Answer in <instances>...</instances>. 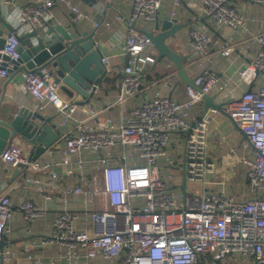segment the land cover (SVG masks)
I'll use <instances>...</instances> for the list:
<instances>
[{"label":"built area","instance_id":"2783aa9c","mask_svg":"<svg viewBox=\"0 0 264 264\" xmlns=\"http://www.w3.org/2000/svg\"><path fill=\"white\" fill-rule=\"evenodd\" d=\"M59 1L0 0L1 15L14 29L7 32L0 50V77L24 68L18 63L19 37L40 30L47 33L54 18L53 8ZM181 1L175 0V4ZM202 1L201 15L190 17L193 23L210 17L217 25L244 31L245 19L232 0ZM255 1L264 3V0ZM162 2L134 0L124 44L127 60L122 68L118 99L121 105L141 95L144 77L156 63L149 52L152 41L145 32L136 29V23L140 19L156 21ZM66 3L73 11L74 24L87 17L70 0ZM199 22L189 32V43L200 73L194 78V86H188L186 101L156 95L134 108L130 119L116 123L106 118L99 128L90 127L79 119L72 131L62 134L66 145L64 155L55 164L65 168L64 176H76L78 181L63 186L60 196L66 205L73 196H82L84 201L81 211L61 210L51 232L42 240L44 244L58 245L62 249L49 264H101V261L111 264H264V84L251 89L264 80V33L254 37L256 55L245 62L236 76V81L249 89L239 98L231 95L222 107L223 112L241 126L255 150V156L246 160L252 197L240 201L225 192L204 190L184 195L180 201L158 172L157 165L161 158L167 157L166 148L174 132L186 134L183 165L188 182L206 187L207 175L215 170L214 163L208 160L209 117H201L193 127L189 122L191 110L203 101V96L217 87L222 88L221 78L209 66L208 28ZM234 50L227 46L222 54L230 56ZM102 63L107 69L112 67L107 56L102 58ZM40 72L22 71L24 88L36 101L35 108L42 111L51 103L66 120L71 119L77 104L61 96L60 86L47 68ZM233 81V77H227L225 87ZM118 145L131 147L141 163H130L132 159L127 155L112 163L111 151ZM86 151L100 156L99 171L96 169L90 177L86 175L88 161L81 157ZM76 155L78 159L74 162L71 157ZM0 156L18 179L36 186L46 201L53 200L54 196L47 192L41 178L35 176L50 163H37L31 158V151L16 143L8 144ZM50 175L52 179L58 177L55 171ZM96 198L101 200L102 209L95 208ZM17 212L33 223L47 211L34 200L14 205L9 195H1L0 240L5 232H10V221ZM78 221L91 226L92 231L79 229ZM8 254L3 252L4 262Z\"/></svg>","mask_w":264,"mask_h":264},{"label":"crops","instance_id":"0c3cea01","mask_svg":"<svg viewBox=\"0 0 264 264\" xmlns=\"http://www.w3.org/2000/svg\"><path fill=\"white\" fill-rule=\"evenodd\" d=\"M66 1H59L53 8L54 18L50 26L63 25L70 29L76 26L81 32L94 33L96 45L101 48L103 57L107 56L110 59L112 67L106 68V74L96 87L94 94L88 99L77 94L68 96L60 88L61 96L65 100L77 104V111L71 119L66 120L64 115L58 113L56 107L51 103L46 104L44 110L40 111L53 117L54 129L59 133V138L47 147L39 158L34 159L39 164L50 163L48 168L38 170L35 176L41 178L47 192L54 196L53 200L46 201L36 186L27 185L18 179L14 171L5 166L0 156V196L9 195L14 205L27 199L34 200L47 211L43 218L37 219L33 223L27 222L20 213H14L9 224L10 232H5L3 235V239L7 242L4 251L9 253L5 264H49L50 259L62 250L58 245H48L42 241L51 232L55 217L65 208L73 211L82 210L81 204L84 197L73 196L66 205L60 196V189L68 183L75 184L78 177L64 176L65 168L55 164L64 155L66 145L62 134L72 131L76 121L80 119L90 127L99 128L106 118H111L116 123H120L122 119H130L134 108L156 95L172 97L179 102L188 99L189 84L179 76L175 64L169 58L163 57L158 63L156 61L149 67L144 77L141 95L121 105L118 99L122 68L127 60L124 44L129 34L128 20L133 15L134 0H70L87 16L76 24L72 22L73 11ZM100 3L105 5L104 13H100L97 9ZM162 3L157 20L161 23L166 17H170L177 19L178 23L183 25L174 36L167 40V43L172 50L183 57L186 74L194 79L200 73L196 59L191 55L189 43V32L200 21L199 23L207 26L208 34L211 37L209 45L210 70L221 78L220 84H222V88L213 89L210 95L215 98L216 103L223 104L227 99H230L231 95L233 98H239L244 91L248 90L247 85L236 81V76L245 62L253 59L256 55L257 44L254 37L264 33V3L255 0H232L234 7L241 12L245 19L243 32L235 31L228 25H217L210 17H202L193 23L190 17L194 14L201 15L202 0H182L179 5L175 4V0H163ZM97 18L100 20L99 22L96 21ZM156 21L146 22L140 19L136 23V29L145 33L151 32L155 29ZM38 32L42 36L46 34L41 30ZM227 46L235 48L230 56L222 54L223 49ZM149 52L156 59L158 58L159 50L156 47L153 46ZM23 70L29 69L20 68L7 77H0L1 118L13 117L21 107L37 110L35 108L36 101L24 88ZM152 70L154 71L151 73ZM227 77L234 78L229 87L224 85ZM262 84H264V80L250 88L254 90ZM203 114L204 100L193 107L189 115V122L195 123L203 117ZM206 116L209 117L208 160L214 163L215 170L207 175L208 184L206 187L195 185L196 187L190 188L192 194H199L205 190L217 193L225 192L240 201L251 198L246 160L255 156V150L249 145L245 132L239 131L224 112L208 110ZM185 142L186 134L184 132L172 133L170 143L166 148L167 157L161 158L157 165L159 175L180 201L184 195H187L182 192L184 191L182 183L185 176L183 168ZM10 143H19L32 153V145L18 136L14 137ZM111 153L112 163L120 161V158L125 155L132 159L129 161L130 163H141L136 159L131 147L118 145ZM81 157L88 161L87 177H90V174L96 169L99 171L100 156L97 153L86 151L81 154ZM71 158L76 162L78 155ZM160 168L163 169V174L160 172ZM52 171L57 173L56 179L51 178ZM180 174L182 176H179ZM169 180H174L180 187L178 193L175 192V186H171ZM187 183L186 179V189ZM94 202L95 208H103L99 198L94 199ZM140 202L143 203L144 200H140ZM77 226L79 229L92 231V227L82 221H78ZM29 255L32 258H29ZM101 264L111 263L101 261Z\"/></svg>","mask_w":264,"mask_h":264},{"label":"water","instance_id":"95a60500","mask_svg":"<svg viewBox=\"0 0 264 264\" xmlns=\"http://www.w3.org/2000/svg\"><path fill=\"white\" fill-rule=\"evenodd\" d=\"M98 11L105 12V5L98 4ZM97 22L100 20L97 18ZM183 27L177 19L166 17L161 23H155V29L147 32L152 44L159 50L157 63L161 58H169L176 66L179 76L194 86V79L186 74L183 57L168 45L167 40ZM13 27L4 19L0 12V50L5 43V33L13 32ZM19 64L27 69L37 70L47 68L55 82L68 96L74 94L90 98L96 87L106 74L105 64L102 63L101 48L96 45L94 33L81 32L76 26L69 28L63 25L50 27L45 35L37 31L19 37ZM35 39V40H33ZM204 114L208 110L223 113L224 103H216L210 94L203 96ZM228 100V99H227ZM201 119V118H200ZM53 117L28 107H21L13 117H0V154L16 136L32 145L33 159L39 158L58 138L59 133L54 129ZM235 127L242 131L240 125L232 121ZM195 123L192 124V127ZM190 133V130L188 131ZM182 188L186 189V177H183ZM7 242L0 240V264L3 261L4 247Z\"/></svg>","mask_w":264,"mask_h":264},{"label":"rangeland","instance_id":"374dc122","mask_svg":"<svg viewBox=\"0 0 264 264\" xmlns=\"http://www.w3.org/2000/svg\"><path fill=\"white\" fill-rule=\"evenodd\" d=\"M16 145L19 146V147H21V144H19V143H16ZM183 168H184V167H183ZM160 172H161L162 174L164 173L162 168H160ZM179 172H181V171H179ZM181 173H182V172H181ZM174 176H176V175H174ZM179 176H182V175L180 174ZM169 183L171 184V186H175L174 190H175L176 193H178V191H180V187H179L178 185H176V183H175L174 180H169ZM197 184H199V183H197ZM193 187H196V186H195L193 183L188 182V183H187V189H185V190L182 191V192H183L184 194H192L190 188H193ZM241 258H242V257H241Z\"/></svg>","mask_w":264,"mask_h":264},{"label":"trees","instance_id":"16d2710c","mask_svg":"<svg viewBox=\"0 0 264 264\" xmlns=\"http://www.w3.org/2000/svg\"><path fill=\"white\" fill-rule=\"evenodd\" d=\"M165 69H166V68H165ZM166 70H167V69H166ZM166 70H165V71H166ZM153 71H154V70H152L151 73H152ZM149 72H150V71H149Z\"/></svg>","mask_w":264,"mask_h":264}]
</instances>
